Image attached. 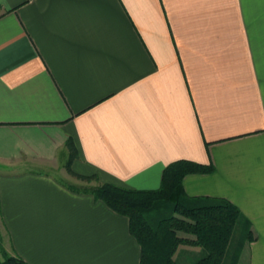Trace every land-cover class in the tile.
Wrapping results in <instances>:
<instances>
[{
	"label": "crops",
	"instance_id": "crops-1",
	"mask_svg": "<svg viewBox=\"0 0 264 264\" xmlns=\"http://www.w3.org/2000/svg\"><path fill=\"white\" fill-rule=\"evenodd\" d=\"M58 152L134 191L212 166L185 195L236 206L230 264H264V0H0V255L139 264L128 219L48 169Z\"/></svg>",
	"mask_w": 264,
	"mask_h": 264
},
{
	"label": "trees",
	"instance_id": "trees-1",
	"mask_svg": "<svg viewBox=\"0 0 264 264\" xmlns=\"http://www.w3.org/2000/svg\"><path fill=\"white\" fill-rule=\"evenodd\" d=\"M212 172V166L180 160L165 167L160 187L154 191H134L112 185L70 190L90 194L128 219L129 232L140 247L139 264H179L176 252L180 246L200 249L197 254L202 257L192 264H223L241 217L240 211L224 199L195 204L185 195L182 186L187 175ZM162 204L168 213L151 225L144 213ZM0 264L26 263L19 257L4 254Z\"/></svg>",
	"mask_w": 264,
	"mask_h": 264
},
{
	"label": "rangeland",
	"instance_id": "rangeland-1",
	"mask_svg": "<svg viewBox=\"0 0 264 264\" xmlns=\"http://www.w3.org/2000/svg\"><path fill=\"white\" fill-rule=\"evenodd\" d=\"M57 157H59L58 161H56V163H54L52 165H49L50 168H48V169L53 171V175H55V177L58 180L64 182V184L67 185L68 187L78 189L79 191H81L84 188H90L91 186H94V183L89 181V180L85 181V180H81V179H78V178L72 176L68 172V166H66L65 159L61 160V154H59V152H58ZM62 159H63V157H62ZM1 168H2V166L0 165V169ZM165 208L166 207L164 206V204H162L161 206H159L155 209L149 210L148 212L144 213L147 217L146 219L149 221V223L151 225H155L156 222L163 215L168 213V211ZM238 240H239V232L237 231L235 233L234 238L232 239L230 250L228 248L226 250L225 264H230L232 262V257L230 254H232V252H235V250L238 254V252L241 249L242 243H243V245L245 244V242H244L245 240H241L240 242H238ZM238 245H239V247H238ZM199 251H200V249L197 247L195 248V247H188V246H180L178 248V251L176 252L177 262L179 264H192V263L198 261L202 257V256H199L197 254ZM203 255H204V253H203ZM1 257L3 258V256L0 255V260H1ZM247 261H248V256H245L244 259L241 260L240 264H247Z\"/></svg>",
	"mask_w": 264,
	"mask_h": 264
}]
</instances>
